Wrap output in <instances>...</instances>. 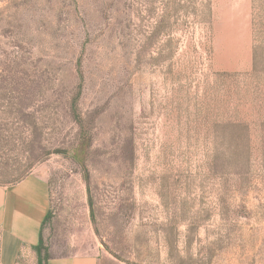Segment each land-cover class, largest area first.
Segmentation results:
<instances>
[{
	"label": "rangeland",
	"instance_id": "1",
	"mask_svg": "<svg viewBox=\"0 0 264 264\" xmlns=\"http://www.w3.org/2000/svg\"><path fill=\"white\" fill-rule=\"evenodd\" d=\"M29 176L43 259L264 264V0H0V187Z\"/></svg>",
	"mask_w": 264,
	"mask_h": 264
},
{
	"label": "crops",
	"instance_id": "2",
	"mask_svg": "<svg viewBox=\"0 0 264 264\" xmlns=\"http://www.w3.org/2000/svg\"><path fill=\"white\" fill-rule=\"evenodd\" d=\"M50 188L44 178L29 176L10 187H0V264H18L21 251L31 255L49 212ZM38 262V255H34ZM44 264H125L111 255L49 258Z\"/></svg>",
	"mask_w": 264,
	"mask_h": 264
},
{
	"label": "trees",
	"instance_id": "3",
	"mask_svg": "<svg viewBox=\"0 0 264 264\" xmlns=\"http://www.w3.org/2000/svg\"><path fill=\"white\" fill-rule=\"evenodd\" d=\"M47 217H48V214H47L45 220L47 219ZM45 220H44V222H45ZM43 225H44V223H43ZM43 225H42V228H43ZM41 233H42V229H41ZM41 246H42V237H41V234H40V244L37 247V251H38V254H39V264H42L45 259L46 260L49 259L48 257H45V259L41 258V249H42Z\"/></svg>",
	"mask_w": 264,
	"mask_h": 264
}]
</instances>
